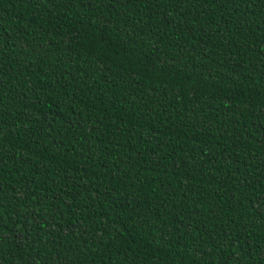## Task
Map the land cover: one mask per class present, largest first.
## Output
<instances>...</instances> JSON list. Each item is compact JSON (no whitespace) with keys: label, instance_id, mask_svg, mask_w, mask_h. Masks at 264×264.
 Instances as JSON below:
<instances>
[{"label":"trees","instance_id":"1","mask_svg":"<svg viewBox=\"0 0 264 264\" xmlns=\"http://www.w3.org/2000/svg\"><path fill=\"white\" fill-rule=\"evenodd\" d=\"M0 264H264V0H0Z\"/></svg>","mask_w":264,"mask_h":264}]
</instances>
